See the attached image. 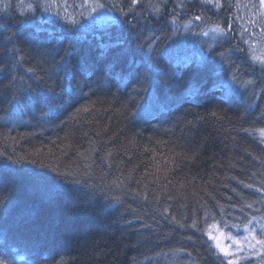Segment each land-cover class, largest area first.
Masks as SVG:
<instances>
[{"label": "trees", "instance_id": "trees-1", "mask_svg": "<svg viewBox=\"0 0 264 264\" xmlns=\"http://www.w3.org/2000/svg\"><path fill=\"white\" fill-rule=\"evenodd\" d=\"M257 47L261 0H0V262L229 264L211 228L264 238Z\"/></svg>", "mask_w": 264, "mask_h": 264}, {"label": "rangeland", "instance_id": "rangeland-1", "mask_svg": "<svg viewBox=\"0 0 264 264\" xmlns=\"http://www.w3.org/2000/svg\"><path fill=\"white\" fill-rule=\"evenodd\" d=\"M222 28L219 26L216 27V29H213L206 38H208L211 42L210 45H213L217 40L224 39L225 35L223 31H220ZM205 38V39H206ZM256 52L253 53L255 56L256 62L262 63L264 65V49L261 50L258 47L255 49ZM230 87L228 88L231 92H236L238 90V87L235 85L234 80H231ZM233 90V91H232ZM262 138L264 140V132L262 133ZM255 230L254 228H250V230L246 233L247 235H244L242 237L236 238L232 234L227 233L225 230L219 228V227H213L210 229L209 234H211L213 237L216 238L212 242L215 245V243L218 241L222 247L231 245L229 251L233 253L231 256H226L230 260L233 259L235 262L241 261L244 257L250 258V257H258L261 256V254L264 253V243L261 244V247L263 249H259L256 245L257 241L262 239L264 241V238H261L260 236H256V232L258 231H252ZM245 237H247V240H245ZM231 238V239H227ZM259 239V240H258ZM233 240L239 241V244L233 243ZM216 247V246H215ZM217 248V247H216ZM218 249V248H217ZM218 251L223 254L219 249ZM224 255V254H223Z\"/></svg>", "mask_w": 264, "mask_h": 264}, {"label": "snow or ice", "instance_id": "snow-or-ice-1", "mask_svg": "<svg viewBox=\"0 0 264 264\" xmlns=\"http://www.w3.org/2000/svg\"><path fill=\"white\" fill-rule=\"evenodd\" d=\"M261 3H264V0H261ZM217 7L219 6V4L217 3L216 5ZM7 7V5L5 6ZM29 7H31V5H29ZM220 31H223L222 29ZM209 238L210 239H213L214 241L216 240L215 237H213L211 234H209ZM227 239H231V238H227ZM245 240H247V237H245ZM258 243H264V241H257ZM233 243L235 244H239L240 242L239 241H235L233 240ZM215 246L225 255V256H231L233 255V253L231 251H229L231 245H228V246H225V247H222L221 244L217 241L215 243ZM0 264H2V262H0ZM229 264H233V262L230 260L229 261Z\"/></svg>", "mask_w": 264, "mask_h": 264}]
</instances>
